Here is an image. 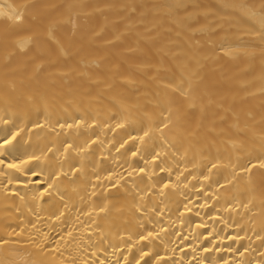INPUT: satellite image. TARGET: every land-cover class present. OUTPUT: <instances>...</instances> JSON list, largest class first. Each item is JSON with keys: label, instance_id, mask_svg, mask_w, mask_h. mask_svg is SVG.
<instances>
[{"label": "bare ground", "instance_id": "6f19581e", "mask_svg": "<svg viewBox=\"0 0 264 264\" xmlns=\"http://www.w3.org/2000/svg\"><path fill=\"white\" fill-rule=\"evenodd\" d=\"M0 264H264V0H0Z\"/></svg>", "mask_w": 264, "mask_h": 264}, {"label": "snow or ice", "instance_id": "6c2138e0", "mask_svg": "<svg viewBox=\"0 0 264 264\" xmlns=\"http://www.w3.org/2000/svg\"><path fill=\"white\" fill-rule=\"evenodd\" d=\"M10 166H14V165H10Z\"/></svg>", "mask_w": 264, "mask_h": 264}]
</instances>
